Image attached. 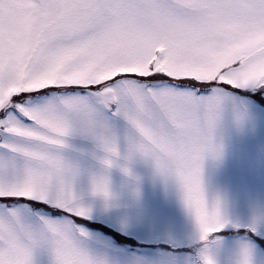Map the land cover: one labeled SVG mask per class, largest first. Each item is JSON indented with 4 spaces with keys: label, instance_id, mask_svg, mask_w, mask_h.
<instances>
[{
    "label": "snow or ice",
    "instance_id": "6c2138e0",
    "mask_svg": "<svg viewBox=\"0 0 264 264\" xmlns=\"http://www.w3.org/2000/svg\"><path fill=\"white\" fill-rule=\"evenodd\" d=\"M236 89H264V0H0V264L45 253L49 264H114L75 220L91 218L90 198L105 209L116 198L106 175L66 155L74 137L105 168L123 140L124 160L143 156L174 178L200 264H256L251 242L219 258L216 234L241 225L203 179ZM247 227L264 234V210Z\"/></svg>",
    "mask_w": 264,
    "mask_h": 264
},
{
    "label": "rangeland",
    "instance_id": "374dc122",
    "mask_svg": "<svg viewBox=\"0 0 264 264\" xmlns=\"http://www.w3.org/2000/svg\"><path fill=\"white\" fill-rule=\"evenodd\" d=\"M250 90L253 89L246 91ZM234 110L244 112L241 121L234 118ZM119 127L122 129L123 124ZM69 144L72 147L66 150V155L80 161L86 170L106 175L116 198L111 209L104 208L101 198H90L94 209L90 219L144 243L121 245L101 227L83 223L89 219L76 217V222L91 234L90 244L94 251L107 256L114 264H158L147 259L135 260L159 258L161 254L176 255L185 264H200L203 245L195 238L194 224L183 204L180 186L173 177L157 172L153 161L143 156L124 160L127 149L123 140L121 157L111 168H105L88 155L95 150L92 141L74 137L69 139ZM214 144L221 146L222 151L219 158L212 152L204 157L205 188L210 196L222 199L228 214L241 225L217 234L226 241L219 258L221 261L234 259L240 242L244 241L254 245L256 264H264V241H261L264 234L253 233L247 227L253 215L264 210V109L248 97L234 93V103L228 105ZM88 182L85 174L81 186L87 188ZM245 230L248 233L245 234ZM190 244L195 248L185 250ZM38 260L40 264H49L46 253L38 256Z\"/></svg>",
    "mask_w": 264,
    "mask_h": 264
}]
</instances>
